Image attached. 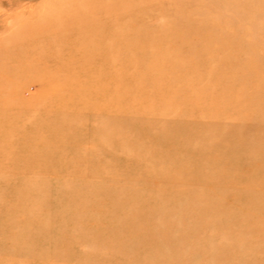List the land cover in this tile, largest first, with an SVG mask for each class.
<instances>
[{
    "label": "rangeland",
    "instance_id": "1",
    "mask_svg": "<svg viewBox=\"0 0 264 264\" xmlns=\"http://www.w3.org/2000/svg\"><path fill=\"white\" fill-rule=\"evenodd\" d=\"M0 264H264V0H0Z\"/></svg>",
    "mask_w": 264,
    "mask_h": 264
},
{
    "label": "bare ground",
    "instance_id": "2",
    "mask_svg": "<svg viewBox=\"0 0 264 264\" xmlns=\"http://www.w3.org/2000/svg\"><path fill=\"white\" fill-rule=\"evenodd\" d=\"M186 31V30H184ZM186 33V32H185ZM176 42H180L181 45V49L184 50L185 52H189L190 56L192 55L193 61H198V59H200V54H198L194 49V46L191 45L189 42H187L186 40H188L187 35L185 36H175L173 38ZM183 41V42H182ZM187 42V43H186ZM104 44V43H102ZM88 49H90V54L92 55L93 59L95 60H102L106 57V60H108L109 55H113L112 53L115 51V53H118L122 50V48L119 47H114L110 48L109 46H100L96 47L93 45H87ZM97 49V50H96ZM226 49L228 50V47H226ZM100 51V52H99ZM221 52V51H220ZM226 51L222 50V54H224ZM228 52V51H227ZM237 62L233 61L232 59L227 60L226 62L224 61L223 64H221V68L219 70H217V75L215 74V77L219 78V80H222L223 75L226 73V75H230V78H234V82L238 79L241 80L242 79V75H240V73H237L234 69L235 65ZM246 71V69H245ZM219 75V76H218ZM231 75H234L231 77ZM210 82V87L211 89H216V87H214V85L212 84L211 81ZM219 89V88H218ZM224 90V89H222ZM219 89V91H222ZM218 92V91H217ZM193 94V93H192ZM221 95V93H220Z\"/></svg>",
    "mask_w": 264,
    "mask_h": 264
}]
</instances>
